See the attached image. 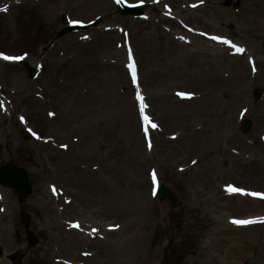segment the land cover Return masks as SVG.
<instances>
[{"label":"rangeland","instance_id":"1","mask_svg":"<svg viewBox=\"0 0 264 264\" xmlns=\"http://www.w3.org/2000/svg\"><path fill=\"white\" fill-rule=\"evenodd\" d=\"M123 1L129 5H137L143 11L147 17L146 24L151 27L149 30H144L145 27L140 25L138 32L130 23L131 20L140 22V18L121 17L116 12L112 0H103L104 11L95 5L84 6L81 2L76 3L79 6L77 8L70 7L73 4L59 0L51 6L53 11L49 12L50 14L41 13L38 8L33 9L37 12H30L16 7L14 3L17 0H0V9H6L0 11V54L24 57L22 60L0 59V131L3 132L0 138V165L11 161L25 169L32 187V194L22 205H18L13 191L0 187V219L4 217L0 222V249L7 254L15 251L21 253V264H36L33 257L39 255L50 234L64 258L70 257L77 250L75 247L66 251V247H70L72 243H68L70 245L66 247L62 245V231L59 233V229H49L46 223L48 218L39 217L42 213L43 216L47 215L42 211V193L47 195L48 201V192L55 195L56 202L50 205L52 211L65 209V213L58 220L64 222L66 227H71V223L79 220L83 225H88L86 228H95L99 232H103L102 227L105 224L115 229L120 226L123 228L130 221L133 222L132 229H139L140 218H144L143 215L140 216V212L152 207L150 204L140 203L139 200V212L136 206L130 203V198L151 197L154 200V209L163 216L161 223L169 230L179 227L178 217L170 215V209L210 212L206 205L197 203L203 197L198 195L201 182L195 181L194 178L202 174L203 163L211 162L215 167V175L211 180L215 181L216 193V187L230 193L228 188L221 185L230 183L232 178L249 180L256 177V173L250 170L240 176L243 170H236L230 165L229 156H224V151L229 146L224 139H221V146L218 142L213 146L206 142L203 150L202 140H192L189 145L182 139L187 132L194 135L195 130L204 133L208 131L205 122L210 110L200 102L201 105L193 109L196 111L193 116H188L187 112L174 117L172 111L176 105L173 99L179 101L183 98L177 93L192 97L204 94L205 90L202 86L190 85L188 78L191 77L185 72H176L157 81H151L147 76L144 84L142 77L145 69L138 66L140 54L137 53V73L141 79L150 123L158 125L162 116L166 132L172 133L167 141L173 143L178 135V139L181 136L175 146L166 150L165 156L159 153L153 136L147 141L143 139L140 115L135 103L136 96L127 73L124 42L131 44L133 51L137 50L136 40L140 38L141 46L145 31L151 33L152 40L166 35L167 40L178 41V44L188 49L190 47L191 50L201 47L203 41L199 40V45H189L195 41L194 34L188 31L190 27L186 25L187 30L179 29L176 23V19L183 16L179 14L182 12L180 3L194 1L179 0L178 4H160L159 0ZM226 1L208 0L209 6H212L211 10L205 11V15L198 14L211 26L210 32L218 36H229L235 32L246 40L245 22L251 19L250 25H253L264 39V0H240L237 9L226 8ZM214 7L217 9L216 14L221 13V16H213ZM73 22L88 27L84 31L72 32L55 41L49 50L45 51L57 32ZM214 34L211 36H217ZM165 43L164 51L174 57L176 48L169 42ZM203 44L213 46L207 49L209 51L214 50V47H217L219 52L223 51L219 48L220 44L211 39ZM249 48L258 53L252 59L255 70L250 68L254 74L256 61L264 60V49H259L257 43L251 44ZM168 58L170 60V57ZM25 62L39 68L34 81H29L26 77L23 68ZM144 65L146 70L158 75V62L154 60ZM254 76L245 85L244 101L226 103L223 99L225 107L230 108L228 117L231 118V126L235 128L238 136V143H232L233 153L238 157L240 155V159H243L242 154H245L246 158L243 160L247 162L253 161L254 158L259 159L251 153L248 155L243 149L245 145L249 147L253 136L257 137V117L260 112H264V85L260 84V80H254ZM255 90H259L261 94L258 100L254 96ZM182 106L188 109L192 107L189 104ZM217 107L224 108L221 104ZM21 117L24 118L23 123ZM245 119L251 121V129L242 133L240 124ZM155 131L156 129H152L151 133ZM149 143L152 145L151 149L148 147ZM221 147L222 156L219 151ZM196 148L201 149V153H197ZM201 154L204 157L199 159ZM153 172L156 174L155 184L151 175ZM157 184L164 185L170 191L168 201H158L154 189ZM182 194H188V197L183 198ZM218 195L222 196V193ZM57 197L67 200L74 212L68 211V205L65 206L61 200V203L57 202ZM212 197L219 199L213 193ZM20 208L31 216L30 228L40 239L38 246L34 248H29L25 242L19 219ZM80 208L83 209L82 213ZM98 208L101 213L95 215ZM249 208L243 215L237 214L238 218L234 217L230 221L250 219L246 217L251 215ZM261 208L263 212L253 216L258 221L264 219V206ZM123 213L129 216L124 218ZM210 216L218 217L211 212ZM66 238L67 236H64V239ZM69 238L68 236L67 239ZM107 240L105 238L101 243L105 244ZM258 245L261 254L255 256L254 263L264 264V239L258 238ZM190 247L189 236L176 239V243L167 246L165 252L161 253L157 264H181L185 251ZM90 249L94 255L95 251H98V244L92 243ZM95 260L112 264L111 257L101 259L97 255Z\"/></svg>","mask_w":264,"mask_h":264},{"label":"bare ground","instance_id":"2","mask_svg":"<svg viewBox=\"0 0 264 264\" xmlns=\"http://www.w3.org/2000/svg\"><path fill=\"white\" fill-rule=\"evenodd\" d=\"M58 1L59 0H17L15 6L22 7L30 12H37L33 9L38 8L41 13L50 14L49 12L53 11L51 6ZM178 1L179 0H159V3L171 4L174 2L177 3ZM192 1H194V3H180V10L182 12L179 14H183V16L177 18L176 23L179 29L187 30L184 28L186 25L190 27V32L194 34L193 37L195 36V41L193 42L194 44L189 45L195 46L199 45V40L203 42L209 41L210 39L208 37L214 33L210 32L211 26L206 23L202 16L198 15H205V11L208 12L211 10L212 6H209L208 0ZM67 2L73 4L70 7L76 6L77 8L79 6L76 5V3L81 2L84 6L95 5L101 11L105 10L103 0H66V3ZM197 2H199V4H196ZM183 7H185V10ZM153 9H155V6ZM216 11L217 9L214 7L213 16H221V13L216 14ZM105 16L108 17V15ZM251 22V19H247L245 22L247 23L246 40L237 36L235 32L230 33L229 36H218V34H214L217 35V37L229 40L237 47L243 48L244 51L242 53H237L235 48H232V50L228 49L229 47L224 44H222L223 47H221L223 50L222 52H219L217 47L209 51L207 49H211L213 46H206L203 42H201V47L194 48L198 50H191L190 47L188 49V47L178 44V41L173 42L167 40L166 35H163L162 38L159 37L157 40H152L151 33L146 31L143 32L141 46L140 38H138L135 44V49L137 50L132 51L135 55V59L137 58V53L140 54L138 66L145 69L144 76L142 77V82L144 81V84L147 76L151 81H157L160 78H165L167 75H172L176 72H185L191 77L188 78L190 85L202 86L203 90H205L202 95H193L188 101H175V99H173V103L176 105L175 110L172 111L174 117L187 112H189L187 114L188 116H193L196 112L193 109H196L198 105L200 106V102L210 110L206 116L205 122L208 131L204 133L195 130L193 133L194 135H189L190 133L187 132L182 136V139L189 145L192 140H202L204 142L202 150L206 142L212 146L218 142V145L221 146V139H224L229 145L224 151V156L227 158L229 156L230 165L236 170H243L240 176L250 170L252 173H256V177L255 179L249 180L232 178L230 183L227 182V184L221 186L228 188L230 185L231 187L243 189L245 192L264 195V112H260L257 117L259 119L257 121V128L259 127L257 137L253 136L250 139L249 147L245 145L243 149V151L249 153L248 155L251 153L253 156L259 157V159L256 160L254 158L253 161L247 162L243 160L246 158L245 154H242L243 159H240V155L238 157L233 153L232 143H238V136L236 135L235 128L231 126V118L228 117L230 108L225 107L223 103V99H225L226 103L239 100L244 101L245 85L254 75V80H260V84L264 85V60L256 61L255 65H257V67L254 74H252L250 70V64L254 63L251 59L254 58V55L258 54L250 50V45L257 43L259 49H264V39L261 38L256 28L250 25ZM130 24H132L138 32L140 31V25L145 27L144 30H149L151 28L150 25L146 24V21L142 23L141 21L131 20ZM201 33H203V35H201ZM165 42L171 43V45L176 48L174 57L164 51ZM216 43L221 44L218 42ZM176 55H178L177 58ZM168 57H170V60ZM154 60L160 65L158 75L148 69L146 70L144 65L146 62ZM182 78L185 79V76ZM139 82L140 88L142 89L141 79H139ZM254 83L255 81H253V84ZM187 104L192 107L188 109L182 106ZM219 104L224 108H218L217 106ZM145 105L147 108V103H145ZM239 110L240 108L238 111ZM162 122L163 117L160 116L158 128L151 135L153 136V141L156 142V147H159V153L165 156L167 155L166 150L171 146H175L180 141L179 139L181 136L178 139V135L173 143L167 141L172 133L166 132V128L163 126L164 124H162ZM2 133L1 130L0 138L3 135ZM202 150L198 148L195 149L197 153H201L200 151ZM219 151L222 156V147ZM203 157L204 156L201 154L199 159ZM214 168L211 162L203 163L201 167L202 174L196 176L194 180L201 182V190L198 195L199 197H203L199 199L197 203L200 202L206 205L211 213L218 215L217 218H211L210 212L200 213L195 210L170 209L168 213L178 217L177 222L179 223V227L176 229L170 228L168 230L165 229L161 223L163 221V216L158 214L155 210L156 208L154 209V203L152 202L154 200L147 196H136L130 198V203L135 205L139 212V200L140 203L150 204L152 207L149 210L140 212V216L143 215L144 217L140 218V228L132 229L133 222L130 221L123 228L120 226L115 229H107L103 230V232H98L99 234L103 233L106 240L108 238L105 244H102L99 237L93 235V233L91 234L93 236L90 242L85 235L78 232V230L66 229V226L58 220L60 216L65 213V209H63V212L60 214H58L57 211H52L50 205L52 203L54 204L55 199L49 198L48 201L47 195L42 193L44 200L42 211L47 215L43 216L42 213L39 217L41 219H43V217L48 218L46 223L49 229H59V233L62 231V245L64 244L66 247V245H70L68 243H72L70 247H66V251H70L75 247H77V250L72 253L70 257L64 258V256L61 255L62 252L60 248H58L54 238H52L50 234L47 237V244L37 257H33V261L36 264H108L104 260H95V257L98 255L101 259H109L111 257L110 262H112V264H157L161 253L165 252L167 246H170L174 242L176 243V239L178 238L189 236L191 239V247L185 251L181 264H255V256L261 254L259 251L258 238L264 239V223L256 222L238 226L230 223V219L234 217L238 218L237 214L243 215V212H247V208L250 207L249 211L251 215L246 217H250V220L258 221L253 216L263 212L261 207L264 206V199L248 195L226 193L221 187H216L218 191L216 193L214 188L216 185L215 181L211 180L212 176L215 175ZM216 180L218 179L216 178ZM191 183L192 181L189 182V184ZM212 193L218 196L219 199H214ZM218 193H220V195L222 193V196H219ZM206 195H210V197H206ZM181 196L187 198L188 194H182ZM60 200L62 199L58 198L57 202H60ZM177 203H179V199ZM252 207L255 208L252 209ZM66 209H68V211H73L70 209V205H68ZM82 212L83 209L80 208V213ZM100 213L101 211L98 208L95 211V215H99ZM164 214L166 215V213ZM122 215L124 218L129 216L127 213H123ZM3 219L4 217H1L0 222ZM64 236H67V238L69 236L70 238L64 239ZM165 242L166 244H164ZM92 243L98 244V251H95L94 255H88L87 252L92 250L90 249ZM134 249L139 252H136ZM4 258L1 264H9Z\"/></svg>","mask_w":264,"mask_h":264},{"label":"snow or ice","instance_id":"3","mask_svg":"<svg viewBox=\"0 0 264 264\" xmlns=\"http://www.w3.org/2000/svg\"><path fill=\"white\" fill-rule=\"evenodd\" d=\"M154 2H155V0H154ZM5 10L6 9H0V11H5ZM189 31H191V29H189ZM201 35H203V33H201ZM208 38L213 40V41H216L218 43L227 45L230 48H235V51L237 53H242L244 51L243 48L237 47L235 44H232L227 39H223V38H220V37H217V36H210ZM180 39L183 40L184 38L180 37ZM0 59L6 60V61L13 60V59H21L22 60V59H24V57H22V56L21 57H10V56H7V55L0 54ZM128 60H129V62H128V64L126 66H127L128 70H129V72L131 74L132 85H133V87L137 88L136 100L141 102L140 103V117H141V120H142L143 125H144V127H143L144 136H145V139H147L148 138L149 125H150L151 129H157L158 125L155 124V123H150L149 117L144 114L146 105L143 103V97L141 96V94L139 92V89H138V86H137V72H136V68H135L134 63L132 62L131 51H129ZM177 95L185 96L186 94L185 93H177ZM0 107H2V105H0ZM49 115H53V113H49ZM21 122L22 123L24 122V118L23 117H21ZM36 138L39 139V137H36ZM148 147H149V149H151V147H152L151 143L148 144ZM193 163H195V161H193ZM151 175H152V178H153V183L155 184V181H156L155 172H153ZM227 191L230 192V193H235V194H240V195H248V196H253V197L260 198V199H264V195H262L260 193L245 192L243 189L236 188V187L229 186ZM53 192H55V189H53ZM256 222L264 223V219H261L260 221H253V220H232L231 221V223H233L234 225H238V226L248 225V224H252V223H256ZM73 227H78V225H73ZM93 231H95V229H93Z\"/></svg>","mask_w":264,"mask_h":264},{"label":"water","instance_id":"4","mask_svg":"<svg viewBox=\"0 0 264 264\" xmlns=\"http://www.w3.org/2000/svg\"><path fill=\"white\" fill-rule=\"evenodd\" d=\"M65 32H62L59 36L64 34ZM28 75L32 76L33 71L31 69H27ZM249 123L245 122L243 124L244 128H248ZM0 182L3 186L11 187L15 189L18 192V200L19 202H22L29 194H30V188L27 183V174L25 171L15 169L13 166L8 165L5 168L2 169L1 175H0ZM166 190L164 187H161L159 189L158 195L160 199H163L166 196ZM23 222L25 227H28L29 224V218L22 214ZM29 240H31V245L36 243V241L27 233Z\"/></svg>","mask_w":264,"mask_h":264}]
</instances>
